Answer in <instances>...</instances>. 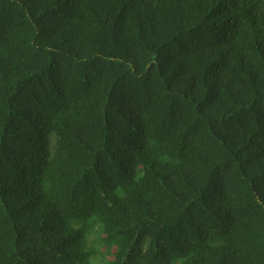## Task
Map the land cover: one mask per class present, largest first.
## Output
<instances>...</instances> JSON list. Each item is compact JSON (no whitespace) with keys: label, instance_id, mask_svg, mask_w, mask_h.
<instances>
[{"label":"trees","instance_id":"trees-1","mask_svg":"<svg viewBox=\"0 0 264 264\" xmlns=\"http://www.w3.org/2000/svg\"><path fill=\"white\" fill-rule=\"evenodd\" d=\"M0 264H264V0H0Z\"/></svg>","mask_w":264,"mask_h":264}]
</instances>
